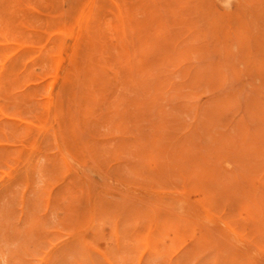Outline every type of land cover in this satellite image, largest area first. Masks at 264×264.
Returning <instances> with one entry per match:
<instances>
[{
	"label": "rangeland",
	"instance_id": "374dc122",
	"mask_svg": "<svg viewBox=\"0 0 264 264\" xmlns=\"http://www.w3.org/2000/svg\"><path fill=\"white\" fill-rule=\"evenodd\" d=\"M6 1L0 31H15L0 32L10 42L0 43V264H264V0Z\"/></svg>",
	"mask_w": 264,
	"mask_h": 264
},
{
	"label": "bare ground",
	"instance_id": "6f19581e",
	"mask_svg": "<svg viewBox=\"0 0 264 264\" xmlns=\"http://www.w3.org/2000/svg\"><path fill=\"white\" fill-rule=\"evenodd\" d=\"M7 1H8V0H7ZM7 1H6V5H7ZM14 1H15V0H14ZM26 1H27V0H26ZM26 1H25V2H26ZM30 1H31V0H30ZM35 1H37V0H35ZM35 1L33 2L32 5H34ZM38 1H40V0H38ZM38 1H37V2H38ZM114 1H116V0H114ZM117 1H118V0H117ZM124 1H125V0H124ZM1 2H2V1H1ZM22 2H23V0H22ZM25 2H24V4H25ZM31 2H32V1H31ZM94 2H95V1H94ZM97 2H98V1H97ZM118 2H119V1H118ZM129 2H130V1H129ZM19 3H20V1L17 0V3H16V4H19ZM41 3H43V2H40V4H41ZM116 3H117V2H116ZM3 4H5V3H3ZM16 4H15V5H16ZM44 4L47 5V1H45ZM93 4H94V3H93ZM13 5H14V4H13ZM13 5H12V6H13ZM20 5H22V4L20 3L19 6H20ZM26 5H27V3H26ZM26 5H25V6H26ZM28 5H29V4H28ZM32 5H31V7H32ZM35 5H36V4H35ZM127 5H128V4H127ZM131 5H132V3H131ZM0 6H1V5H0ZM8 6H9V5H8ZM23 6H24V5H23ZM25 6H24V7H25ZM40 6H41V5H40ZM44 6H45V5H43L42 8H44ZM129 6H130V4H129ZM5 7H6V6H5ZM24 7H23V8H24ZM31 7H30V8H31ZM48 7H49V5H48ZM48 7L46 6V8H44V9H47ZM120 7H121V5H120ZM2 8H3V7H2ZM93 8H94V7H93ZM93 8H92V9H93ZM122 8H123V7H122ZM8 9H9V8H8ZM33 9H34V8H33ZM36 9H37V8H36ZM49 9H50V8H49ZM49 9H47V10H49ZM82 9H83V8H82ZM82 9H81V10H82ZM109 9H110V8H109ZM120 9H121V8H120ZM123 9H124V8H123ZM128 9H129V8H128ZM131 9H132V8H131ZM131 9H130L129 11H132V10H133V9H132V10H131ZM12 10H13V9H12ZM14 10H15V9H14ZM24 10H25V9H24ZM28 10L31 12V10H30L29 8H28ZM28 10H27V11H28ZM115 10H116V9H115ZM117 10H118V9H117ZM29 11H28V12H29ZM2 12H3V11H2ZM10 12H11V11H10ZM28 12H27V13H28ZM30 12H29V13H30ZM80 12H81V11H80ZM92 12H93V11H92ZM122 12H123V11H122ZM132 12H133V11H132ZM7 13H8V12H7ZM11 13H12V12H11ZM11 13H8V14L11 15ZM16 13H17V12H16ZM23 13L25 14V13H26V10L23 11ZM29 13H28V14H29ZM33 13H34V12H33ZM4 14H6V13L4 12ZM14 14H15V13H14ZM14 14H12V15H14ZM18 14H19V13H18ZM35 14H36V13H35ZM37 14H39V13H37ZM79 14H80V13H79ZM132 14H133V13H132ZM12 15H11V16H12ZM20 15H22V17H24L25 20L30 16V15H29V16L27 15L28 17L26 18V16H25L26 14L23 15L22 13H20ZM130 15H131V14H130ZM0 16H1V15H0ZM7 16H8V15H7ZM18 16H19V15H18ZM40 16H41V15H40ZM78 16H79V15H78ZM78 16H77V17H78ZM101 16H102V14H101ZM123 16H124V15H123ZM12 17H13V16H12ZM16 17H17V16H16V14H15V18H16ZM38 17H39V16H38ZM43 17H44V15H43ZM43 17H42V18H43ZM89 17H90V16H89ZM120 17H121V16H120ZM9 18L11 19V17H9ZM18 18H19V17H18ZM29 18H31L30 20L34 19V18H32V17H29ZM42 18H41V21H42ZM45 18H46V16H45ZM47 18L49 19L48 21H50V22H48V21H47V22H48L49 24H51V20H50L51 18H50L49 16H47ZM100 18H101V17H100ZM100 18H98V19H100ZM104 18H106V17H104ZM104 18L101 19V20L104 21ZM121 18H122V17H121ZM133 18H134V17H133ZM16 19H17V18H16ZM24 19H23L22 22L25 23L27 20L24 21ZM35 19H36V18H35ZM52 19H53V18H52ZM0 20H1V19H0ZM3 20H4V19H3ZM3 20H2V21H3ZM8 20H9V19H8ZM11 20H12V19H11ZM13 20H14V18H13ZM19 20H20V18H19ZM19 20H18V21H19ZM30 20H29V21H30ZM54 20H55V19H54ZM124 20H125V19H124ZM5 21L7 22V20H5ZM18 21H17V22H18ZM20 21H21V20H20ZM29 21H27V22L29 23ZM32 21H33V20H32ZM32 21H31V22H32ZM37 21H38V20H37ZM37 21H33V22H34L33 25H34V24H37ZM44 21H46V20L44 19V20L41 22V24H43V26H44V24H45ZM103 21H102V22H103ZM6 22H5V24H6ZM12 22H13V21H12ZM17 22H16V23H17ZM31 22H30L28 25H30ZM35 22H36V23H35ZM43 22H44V23H43ZM76 22H77V21H76ZM106 22H108V21H106ZM119 22H120V21H119ZM131 22H132V21H131ZM16 23H15V24H16ZM39 23H40V22H39ZM86 23H87V22H86ZM125 23H126V22H125ZM9 24H10V23H9ZM13 24H14V22H13ZM15 24L12 25V26H15ZM97 24H98V23H97ZM104 24H107V23H104ZM114 24H115V23H114ZM116 24H117V23H116ZM7 25H8V24H7ZM24 25H25V24H24ZM33 25H31V26H33ZM38 25H40V24H37V26H38ZM119 25H120V24H119ZM133 25H134V24L131 23L132 28H134V26H136V24H135L134 26H133ZM12 26H10V27H12ZM18 26H20V25H18ZM18 26H17V28H18ZM31 26H30V27H31ZM43 26H40L39 28L42 27V29H44ZM101 26H102V24L100 25V27H101ZM107 26H108V25H107ZM111 26H113V24H112ZM116 26H117V25H116ZM126 26L128 27L129 25L126 24ZM0 27H1V23H0ZM34 27H35V26H34ZM34 27H31V29H30L29 26H28V27H27L26 29H24V30H27V29L29 28V30H32V31H33V29L36 28V27H35V28H34ZM96 27H98V26H96ZM105 27H106V25H105ZM108 27H109V26H108ZM117 27H118V26H117ZM124 27H125V26H124ZM124 27H123V28H124ZM129 27H130V26H129ZM129 27H128V29H129ZM6 28H7L6 30L10 29V32L12 31V33H14V31H15V30L13 31L12 28H9V26H7ZM14 28H16V27H14ZM14 28H13V29H14ZM21 28H22V27H21ZM21 28H20V30H21ZM39 28H38V29H39ZM49 28H50V27H49ZM51 28H52V27H51ZM109 28L111 29V27H109ZM114 28H116V27H114ZM119 28H120V27H119ZM138 28H139V27H138ZM138 28H137V29H138ZM72 29H73V28H72ZM98 29H99V28H98ZM101 29H102V28H101ZM106 29H107V28H106ZM116 29H117V28H116ZM121 29H122V27H121ZM130 29H131V27H130ZM130 29H129V31H132V30H130ZM145 29H146V28H145ZM0 30H1V28H0ZM95 30H97V29L95 28ZM108 30H109V29H108ZM111 30H112V29H111ZM111 30H109V31H111ZM113 30L115 31V29H113ZM123 30H124V29H123ZM3 31H4V32H3ZM3 31H0V32H3L4 34H5V33H6V34H7V33H10V32H6L5 30H3ZM8 31H9V30H8ZM21 31H23V30H21ZM38 31H39V30H38ZM97 31L99 32V30H97ZM106 31H107V30H106ZM125 31L127 32V30H125ZM17 32H18V31L16 30V33H17ZM19 32H20V31H19ZM36 32H37V31H36ZM53 32H57V33H58V31H53ZM59 32H60V31H59ZM70 32H71V31H70ZM140 32H142V31H140ZM140 32H139V33H140ZM16 33H15V34H16ZM39 33H40V32H39ZM50 33H51V32H50ZM60 33H61V32H60ZM63 33H64V32H63ZM22 34H23V33L21 32L20 37H23ZM27 34H29V33L27 32ZM27 34H25V36H26ZM40 34H43L42 36H44V37L46 36L44 33H40ZM40 34H38V35H40ZM54 34H55V33H54ZM65 34H66V32L64 33V35H65ZM68 34H69V33H68ZM99 34H100V33H99ZM99 34H98V35H99ZM126 34H127V33H126ZM140 34H141V33H140ZM10 35H11V33H10ZM17 35H18V33H17ZM31 35H33V33H32ZM34 35H37V34L34 33ZM38 35H37V36H38ZM100 35H101V34H100ZM105 35H106V34H105ZM107 35H108V34H107ZM107 35H106V37H107ZM109 35L111 36L112 34H109ZM144 35H145V34H144ZM144 35H143V36H144ZM11 36H12V35H11ZM11 36L8 35L9 38H11ZM62 36H63V34H62ZM65 36H66V35H65ZM110 36H109V37H110ZM112 36H113V35H112ZM112 36H111V37H112ZM136 36H137V35H136ZM138 36H139V35H138ZM140 36H141V35H140ZM140 36H139V37H140ZM0 37H2V35H1ZM4 37H6V35H4ZM4 37H3V38H4ZM13 37H16V38H17V36H14V34H13ZM18 37H19V35H18ZM20 37H19V38H20ZM40 37H41V35H40ZM49 37H50V36H49ZM53 37H54V36H53ZM96 37L98 38L99 36L96 35ZM3 38H1V39H2L1 42L6 40V41H5V43H6V42L8 41V39H5V38H4L5 40H3ZM6 38H7V37H6ZM24 38H25V37H24ZM28 38H29V37H28ZM31 38H32V37H31ZM31 38H30V39H31ZM34 38H36V40L39 39V41H40V38H39V37H38V39H37V37H34ZM76 38H77V37H76ZM136 38L139 39V41L141 42L140 39H142V36H141L140 38H138V37H136ZM143 38H144V37H143ZM26 39H27V36H26ZM66 39H67V38H66ZM98 39H99V38H98ZM101 39H103V38H101ZM109 39L111 40L112 38H109ZM137 39H136V40H137ZM11 40H12V39H11ZM34 40H35V39H33V40L31 39V42H29L28 40H25V41H26L27 45H29V43H32ZM36 40H35V41H36ZM41 40H42V38H41ZM44 40L48 41L47 39H44ZM96 40H97V39H96ZM110 40H107V42L110 41ZM12 41L14 42L15 39L12 40ZM18 41H19V40H18ZM27 41H28V42H27ZM35 41H34V42H35ZM42 41H43V40H42ZM98 41H99V40H98ZM98 41H97V42H98ZM139 41H138V42H139ZM1 42H0V43H1ZM8 42H9V41H8ZM15 42H16V41H15ZM15 42H14V43H15ZM34 42H33V44H34ZM62 42H63V41H62ZM107 42H106V43H107ZM138 42H137V45H138ZM140 42H139V44H140L139 46L136 45L138 48L144 44V43L142 44V43H140ZM142 42H143V40H142ZM9 43H10V42H9ZM17 43H18V42H17ZM41 43H42V45H43V42H41ZM100 43H101V41H100ZM110 43L113 44L114 42H110ZM110 43H109V44H110ZM2 44H3V43H2ZM6 44H7V43H6ZM20 44H21V43H20ZM22 44H25V43H22ZM22 44H21V45H22ZM46 44H47V42H46ZM97 44H98V43H97ZM0 45H1V44H0ZM49 45H50V44H49ZM51 45H52V47H53V44H51ZM54 45H56V43H55ZM98 45H99V44H98ZM30 46H31V45H30ZM35 46L38 47V45H35ZM43 46H45V45H43ZM95 46H96V44H95ZM112 46H114V45H112ZM0 47H1V46H0ZM24 47H25V46H24ZM27 47H28V46H27ZM31 47H32V46H31ZM41 47H42V46H41ZM54 47H55V46H54ZM76 47H77V46H76ZM108 47H110V46L108 45ZM137 47H134V48H137ZM3 48H4V47H3ZM29 48H30V47H29ZM43 48H44V47H43ZM48 48H49V47H48ZM63 48H64V45H63ZM63 48H61V49L63 50ZM96 48H97L96 51H98V48H99V50H100V48H102V47H101V46H100V47L98 46V47H96ZM114 48H115V47H114ZM130 48H131V47H130ZM140 48H141V49H140ZM140 48H139V49H140L139 52L142 53V50H143V49H142V47H140ZM143 48H144V47H143ZM27 49H28V48H27ZM32 49H33V48H32ZM44 49H46V48H44ZM55 49H56V47H55ZM127 49H128V48H127ZM6 50H7V47H6ZM20 50H21V49H20ZM94 50H95V48H94ZM113 50H114V49H113ZM128 50H129V49H128ZM7 51H8V50H7ZM30 51H31V50H30ZM41 51H42V50H41ZM72 51H73V50H72ZM72 51H71V52H72ZM87 51H88V50H87ZM100 51H101V50H100ZM100 51H99V52H100ZM126 51H127V50H126ZM10 52H11V51H10ZM33 52H34V51H33ZM90 52H91V51H90ZM31 53H32V51H31ZM34 53H35V52H34ZM47 53H48V52H47ZM92 53H93V52H92ZM141 53H140V54H141ZM5 54H6V53H5ZM18 54H19V53H18ZM28 54H30V53H28ZM36 54H37V53H36ZM39 54H40V53H39ZM39 54H38V55H39ZM68 54H69V53H68ZM103 54H104V52H103ZM138 54H139V53H138ZM13 55L15 56V54H13ZM19 55H20V54H19ZM24 55H25V54H24ZM31 55H32V58H34L35 55H34V54H31ZM33 55H34V56H33ZM56 55H58V54H56ZM92 55H93V54H92ZM94 55H96V54H94ZM128 55H129V52H128ZM128 55H127V56H128ZM29 56H30V55H29ZM36 56H37V55H36ZM52 56H53V55H52ZM61 56H62V55H61ZM70 56H71V55H70ZM105 56H106V55H105ZM127 56H126V57H127ZM12 57H13V56H12ZM16 57H17V56H16ZM23 57H24V56H23ZM89 57H90V59L92 58V56H88V58H89ZM114 57H115V56H114ZM129 57H130V56H128V58H129ZM141 57H142V56H141ZM144 57H145V56H144ZM9 58H10V57H9ZM9 58H8V59H9ZM14 58H15V57H14ZM26 58H27V57H26ZM26 58H25V59H26ZM29 58L31 59V57H29ZM36 58H37V57H36ZM94 58H96V57H94ZM97 58H98V56H97ZM102 58H103V57H102ZM106 58H108V56H106ZM106 58H103L102 60L104 61V59L106 60ZM124 58H125V57H124ZM128 58H127V60H128ZM11 59H12V58H11ZM18 59H19V61H20V56H19ZM18 59H16V60L14 59L16 63H20V62H18ZM27 59H28V58H27ZM30 59H29V60H30ZM49 59H51V56L49 57ZM92 59H93V58H92ZM92 59H91V60H92ZM109 59H110V58H109ZM113 59H114V58H113ZM113 59L111 58V60H113ZM115 59H116V57H115ZM23 60H24V59H23ZM23 60H22V61H23ZM29 60H27V61H29ZM87 60L89 61V59H87ZM91 60H90V61H91ZM6 61H7V60H6ZM9 61H10V60H9ZM12 61H13V60H11L10 62H12ZM24 61H25V60H24ZM24 61H23V62H24ZM27 61H26V62H27ZM31 61L34 62L35 60H32V59H31ZM46 61H47V60H46ZM46 61H45V62H46ZM90 61H89V62H90ZM94 61H97V60L94 59ZM106 61H107V60H106ZM109 61H110V60H109ZM115 61H116V60H115ZM0 62H1V61H0ZM15 62H13L11 66H13V64H14ZM29 62H30V61H29ZM33 62H32V63H33ZM40 62H41V61H40ZM45 62H42V63L45 64ZM47 62H48V61H47ZM91 62H92V61H91ZM101 62H102V61H101ZM107 62H108V61H107ZM112 62H114V60L111 61V63H112ZM125 62H126V61H125ZM8 63H9V62L7 61V63H5L6 65H4V66H7V65H8V67H9V64H8ZM32 63H31V64L29 63V64L32 65ZM34 63H35V62H34ZM38 63H39V62H38ZM38 63H35V64L37 65ZM92 63L94 64L95 62H92ZM92 63H88V64L91 65ZM97 63H98V62H97ZM127 63H128V62H127ZM35 64H34V66H36ZM39 64H40V63H39ZM46 64H47V63H46ZM86 64H87V63H86ZM93 64L91 65V67H94ZM133 64H134V63H133ZM17 65H18V64H17ZM25 65H26V63H25ZM27 65H28V63H27ZM30 65H29V66H30ZM41 65L43 66V64H41ZM41 65H39V66L41 67ZM105 65H106V63H105ZM108 65H109V64H108ZM111 65H112V64H111ZM115 65H116V67H117V64H115ZM115 65H113L114 68H115ZM119 65H120V64H119ZM14 66H16V65L14 64ZM37 66H38V65H37ZM37 66H36V67H37ZM39 66H38V67H39ZM45 66H46V65H45ZM95 66H96V65H95ZM143 66H144V65H142V70L144 71ZM17 67H20V66H16V67H14L13 72L15 71V69H16V71H17V70H19V69L22 68V67H21V68L17 69ZM30 67L32 68L33 66H30ZM86 67L90 68L88 65H86ZM109 67H110V65L108 66V68H109ZM139 67H140V66H139ZM12 68H13V67H12ZM25 68L27 69V66H26ZM25 68H24V69H25ZM31 68H30V69H31ZM34 68H35V67H34ZM96 68H97V71L102 70L103 73H105V70H103L104 68L99 67L100 70H98V69H99L98 67H96ZM101 68H102V69H101ZM108 68H107V69H108ZM114 68H113V70H114ZM137 68H138V67H137ZM3 69H5V68L3 67ZM7 69H8V68H7ZM30 69H29V70H30ZM38 69H39V68H38ZM41 69H43V68L41 67ZM111 69H112V68H111ZM115 69H116V68H115ZM139 69H141V68H139ZM5 70H6V69H5ZM21 70H22V69H21ZM21 70H19V71H21ZM39 70H40V69H39ZM47 70L49 71V69H47ZM53 70H54V69H53ZM53 70H52V71H53ZM66 70H67V69H66ZM85 70H86V69H85ZM92 70H93V69L91 68L90 71H92ZM94 70H95V69H94ZM94 70H93V71H94ZM120 70H121V69H120ZM126 70H127V69H126ZM142 70H141V71H142ZM10 71L12 72V70H10ZM27 71H28V70H27ZM50 71H51V68H50ZM127 71H129V70H127ZM6 72H7V71H6ZM24 72H25V71H24ZM31 72H32V70H31ZM114 72H115V70H114ZM15 73H16V72H15ZM50 73H51V72H50ZM50 73H48V74H50ZM91 73H92V72H91ZM103 73H99V74H103ZM106 73H108V71H107ZM106 73H105L104 75H106ZM116 73H117V72H116ZM127 73H128V72H127ZM144 73H145V72H144ZM18 74H20V73H18ZM25 74H26V73H25ZM30 74H31V73H30ZM132 74H133V73H132ZM1 75H2V74H0V77H1ZM3 75H4V71H3ZM3 75H2V76H3ZM7 75H8V73H7ZM11 75H12V74H11ZM11 75H10V72H9V75H8V76H11ZM21 75H22V74H21ZM21 75H20V76L17 75V76H19V78H20ZM33 75H34V73H33ZM45 75H47V74H45ZM142 75H143V74H142ZM8 76H6V77H8ZM23 76H24V75H23ZM49 76H51V75H49ZM52 76H53V75H52ZM98 76L100 77V75H98ZM101 76H102V75H101ZM108 76H109V75H108ZM13 77H14V76H13ZM15 77H16V76H15ZM24 77H25V76H24ZM36 77H37V76H36ZM75 77H76V76H75ZM80 77H81V76H80ZM89 77H90V76H89ZM99 77H98V79H99ZM1 78H3V77H1ZM4 78H5V77H4ZM10 78H12V77H10ZM19 78H17L18 80L16 79V83H18L17 81L20 82L21 79L19 80ZM31 78H32V77H31ZM33 78H34V76H33ZM50 78H51V77H50ZM53 78H54V76H53L51 79H53ZM77 78H78V77H77ZM7 79H8V78H5V80H7ZM36 79H38V78H35V80H36ZM90 79H91V77H90ZM93 79H94V78L92 77V80H93ZM115 79H116V78H115ZM8 80H9V79H8ZM22 80H24V79L22 78ZM25 80H26V79H25ZM25 80H24V81H25ZM28 80H30V79L28 78ZM32 80H33V79H32ZM59 80H60V79H59ZM95 80H97V77L95 78ZM0 81L2 82L3 80L0 79ZM12 81H13V79H12ZM26 81H27V80H26ZM50 81H51V80H50ZM52 81H53V80H52ZM75 81H76V80H75ZM115 81H116V80H115ZM1 82H0V83H1ZM49 83H50V82H49ZM139 83H140V82H139ZM28 84H29V83H28ZM28 84H27V85H28ZM137 84H138V83H137ZM25 85H26V84H25ZM31 85H32V84H31ZM33 85H34V84H33ZM33 85H32V86H33ZM141 85H142V84H141ZM36 86H38V85H35V87H36ZM48 86H52V85L49 84ZM113 86H114V85H113ZM0 87H1V86H0ZM24 87H26V86H24ZM24 87H23V88H24ZM42 87H44V86H42ZM46 87H47V86H46ZM127 87H128V86H127ZM146 87H147V85H145V88H146ZM32 88H33V87H32ZM38 88H39V86L37 87V89H38ZM35 89H36V88H35ZM41 89H42V88H41ZM46 89H47V88H46ZM39 90H40V88H39ZM39 90H38V91H39ZM48 90H49V89H48ZM57 90H59V88H58ZM147 90H148V89H147ZM147 90H146V91H147ZM33 91H34V90H33ZM42 91H44V90H42ZM121 91H122V90H121ZM143 91L145 92V90H143ZM148 91H149V90H148ZM44 92H45V91H44ZM29 93H30V92H29ZM32 93L35 94V92H32ZM23 94H24V93H23ZM123 94H124V93H123ZM25 95H26V93H25ZM31 95H32V94H31ZM40 95L42 96L43 94H40ZM49 95H50V94H49ZM49 95H48V96H49ZM45 96H46V95H45ZM55 96H56V95H55ZM120 96H123V95H121V93H120ZM152 96H153V95H152ZM39 97H40V96H38V98H39ZM50 97H51V95H50ZM124 97H125V96H124ZM124 97H123V98H124ZM129 97H130V96H129ZM157 97H158V96H157ZM34 98H35V97H34ZM40 98H41V97H40ZM120 98H122V97H120ZM123 98H122V99H123ZM36 99H37V97H36ZM126 99H127V98H126ZM1 100H2V99H1ZM15 100L17 101L18 99H15ZM34 100H35V99H33V102H32V103H34ZM46 100H47V99H46ZM49 100H50V99H49ZM130 100H131V99H130ZM18 101H19V100H18ZM20 101H21V100H20ZM117 101H118V100H117ZM119 101H120V100H119ZM124 101H125V100H124ZM124 101H122V102H124ZM37 102H40V101H37ZM41 102H42V101H41ZM115 102H116V101H115ZM16 103H18V102H16ZM42 103H46V102H42ZM47 103H49V102H47ZM51 103H52V102H51ZM34 104H35V103H34ZM130 104H131V103H130ZM16 105H18L19 108H20V105H23V104H15L14 106H16ZM27 105H31V104L29 103V104H27ZM131 105H132V104H131ZM11 106H12V105H11ZM116 106H117V105H116ZM128 106H129V105H128ZM22 107H23V106H22ZM50 107H51V106H50ZM16 108H17V107H16ZM16 108H15V109H16ZM131 108H132V107H131ZM15 109H13V110H15ZM20 109H21V108H20ZM4 110H5V109H4ZM9 110H10V109H9ZM16 110H17V109H16ZM18 110H19V109H18ZM18 110H17V111H18ZM132 110H133V109H132ZM1 111H2V110H1ZM37 111H38V110H37ZM48 111H49V108H48ZM53 111H54V109H53ZM4 112H5V111H3L2 113H4ZM7 112L9 113L10 111H8V109H7V110H6V113H7ZM15 112H16V111H14V113H15ZM33 112H34V111H33ZM11 114H13V112H11ZM53 114H54V113H53ZM9 115H10V114H9ZM9 115L6 114V117H7V116H8V117H11V116H9ZM50 115H52L51 112H50ZM1 116H2V115H1ZM19 116H20V114H19ZM113 116H114V115H113ZM14 117L17 118L18 116H13V118H14ZM48 117H49V115H48ZM50 117H51V116H50ZM19 118H20V117H19ZM19 118H18V120H20ZM87 118H88V117H87ZM123 118H124V117H123ZM47 119H49V118H47ZM16 120H17V119H16ZM52 120H53V119H52ZM123 120H124V119H123ZM0 121H1V120H0ZM6 121H9V119L6 120ZM11 122L13 123L12 120H11ZM11 122H10V125H14V124H15V122H14L13 124H11ZM25 122H26V121H25ZM25 122H23V123H25ZM45 122H47V120H46ZM26 123H27V122H26ZM91 123H92V121H91ZM17 124H18V123H17ZM19 124H21V122H20ZM115 124H117V123H115ZM25 125H26V124H25ZM25 125H24V126H25ZM28 125H29V124H28ZM43 125H44V124H43ZM21 126H23V125H21ZM24 126L21 127V128H24ZM30 126H31V125H30ZM33 126H34V125H33ZM11 127H12V126H11ZM14 127H15V126H14ZM25 127H27V126H25ZM34 127L37 128L36 126H34ZM49 127H50V126H49ZM19 128H20V126H19ZM27 128H28V127H27ZM42 128H43V126H42ZM50 128H52V126H51ZM14 129H15V128H14ZM15 130H16V129H15ZM21 130H22V131H21L22 133L26 131L25 129H21ZM42 130H43V129H42ZM47 130H48V129H47ZM57 130H58V129H57ZM19 131H20V130H19ZM19 131H18V132H19ZM115 131H116V130H115ZM124 131H125V130H124ZM41 132H42V131H41ZM41 132H39V133H41ZM47 132H49V131H47ZM25 134H26V133H25ZM46 134H47V133H46ZM40 135H41V134H39V136H40ZM40 137H41V136H40ZM37 138H38V137H37ZM48 138H49V136H48ZM38 139H41V138H38ZM55 139H56V138H55ZM60 140H61V139H60ZM35 141H36V140H35ZM33 144H34V143H33ZM55 144H56V143H55ZM58 144H59V143H58ZM21 145H23V144H21ZM36 145H37V144H36ZM61 145H62V144H61ZM16 146H17V145H16ZM16 146H15V148H16ZM27 146L29 147V145H27ZM19 147H20V146H19ZM19 147H18V150H19ZM30 147H31V146H30ZM63 147H64V146H63ZM63 147H62V148H63ZM84 147H85V146H84ZM15 148L12 149V150H15ZM25 148L27 149V147H25ZM28 149H29V148H28ZM35 149H36V148H35ZM35 149H34V151H35ZM10 150H11V149H10ZM16 150H17V148H16ZM83 150H84V149H83ZM41 151H42V150H41ZM133 151H134V150H133ZM29 152H30V151H29ZM17 153H18V152H17ZM41 153H42V152L39 153V154H40L39 157H41ZM61 153H62V152H61ZM42 154H43V153H42ZM31 155H32V154H31ZM31 155H30V156H31ZM31 157H32V156H31ZM39 157H38V159H39ZM42 157H43V156H42ZM60 157H61V155H60ZM60 157H58V158L60 159ZM86 157H87V155H86ZM29 158H30V157H29ZM29 158H28V159H29ZM47 158H48V157H47ZM58 158H57V159H58ZM61 158H64V157H61ZM28 159H27V160H28ZM41 159H42V158H40L39 160H41ZM50 159H52V158L50 157ZM50 159H48V162H50V161L52 162V161L54 160V156H53V160H50ZM57 159H56V162H57ZM59 159H58V160H59ZM46 160H47V159L45 158L44 161H46ZM37 161H38V160H37ZM74 161H76V160H74ZM26 162H27V163H25V164H28L30 161L28 160V161H26ZM42 162H43V160H42ZM56 162H52V165H53V163H56ZM60 162H61V161L59 160L57 166H60V165H61ZM63 162H64V161L62 160V165H63ZM43 163L46 164V162H43ZM77 163H79V162L77 161ZM165 163H166V162H165ZM22 164H23V163H22ZM39 164H40V163H39ZM41 164H42V163H41ZM41 164H40V165H41ZM59 164H60V165H59ZM68 164H69V163H68ZM36 165H37V164H36ZM40 165H39V166H40ZM42 165H44V164H42ZM46 165H47V164H46ZM46 165H45V166H46ZM52 165H51V166L49 165V166L52 168V167H53ZM71 165H72V164H71ZM82 165H83V164H82ZM39 166H38V167H39ZM45 166H43V167H45ZM67 166H68V165H67ZM182 166H183V165H182ZM43 167H42V169H40L41 171L44 170ZM60 167H61V166H60ZM70 167H72V166H70ZM15 168H16V167H15ZM24 168L26 169V166L22 167V170H23ZM39 168H40V167H39ZM63 168H64V167L62 166V167L59 168V169L62 170ZM65 168H66V166H65ZM12 169H13V168H12ZM46 169H47V168H46ZM59 169H58V170H59ZM37 170H39V169H37ZM47 170H49V169H47ZM73 170H74V169H73ZM12 171H13V170H12ZM23 171H24V170H23ZM41 171H39V172L42 173ZM45 171H46V170H44L43 173H45ZM74 171H75V170H74ZM61 172H62V171H61ZM61 172L58 171V172H56V173L58 174V173H61ZM67 172H68V170H67ZM37 173H38V172H37ZM49 173H51V171H48V174H49ZM62 173H64V169H63V172H62ZM70 173H72L71 170H70ZM6 174H7V173H6ZM35 174H36V173H35ZM54 174H55V172H54ZM66 174H69V173H66ZM37 175H40V176H41V174H37ZM45 175H46V173H45ZM45 175H44V176H45ZM51 175H53V173H51ZM51 175H50V176H51ZM4 176H5V175H4ZM4 176H3V177H4ZM44 176H43V174H42L41 179H42ZM48 176H49V175H47V177H48ZM45 177H46V176H45ZM4 178H5V177H4ZM39 178H40V177H38V180H41V179H39ZM63 178H65V177H63ZM52 180H53V178H52ZM53 181H54V180H53ZM62 181H63V180H62ZM7 182H9V181H7ZM40 182H41V181H40ZM40 182H39V184H40ZM60 183H61V182H60ZM27 184H28V182H27ZM36 184H37V183H36ZM41 184H42V183H41ZM37 185H38V184H37ZM15 188H16V187H15ZM52 188H53V187H52ZM24 189H25V188H24ZM24 189H23V190H24ZM38 189H39V188H38ZM41 189H42V188H41ZM25 190H26V189H25ZM50 190H51V189H50ZM23 192H25V191H23ZM16 193H17V192H16ZM20 194H23V193H20ZM44 194H45V193H44ZM47 194H48V191H47ZM10 195H11V194H10ZM18 195H19V194H18ZM19 196H20V195H19ZM47 196H48V195H47ZM16 197H17V196H16ZM22 197H24V196H22ZM49 197H50V196H49ZM19 199H20V197H19ZM89 199H90V198H89ZM21 201H23V200H21ZM92 201H93V200H92ZM92 201H91V202H92ZM1 202H2V201H1ZM19 202H20V201H19ZM48 202H49V201H48ZM61 202H62V201H61ZM20 204H21V203H20ZM24 204H25V203H24ZM38 205H39V204H38ZM91 205H92V203H91ZM30 206H31V205H30ZM47 206H48V205H47ZM92 206H93V205H92ZM21 207H22V206H21ZM36 208H37V207H36ZM111 208H112V207H111ZM91 209H92V207H91ZM91 209H90V210H91ZM93 209H94V208H93ZM37 211H39V210H37ZM57 213H58V212H57ZM58 214H59V213H58ZM105 214H106V213H105ZM92 215H93V214H92ZM112 215H114V214H112ZM102 216H103V214H102ZM105 216H107V215H105ZM105 216H104V217H105ZM108 216H109V215H108ZM108 216H107V217H108ZM110 216H111V215H110ZM110 216H109V217H110ZM90 217H91V216H90ZM104 217H102V218H104ZM114 217H116V215H115ZM117 217H118V215H117ZM98 218H99V217H98ZM100 218H101V217H100ZM105 218H106V217H105ZM167 218H168V217H167ZM106 219H107V218H106ZM109 219H110V218H109ZM114 219H115V218H114ZM117 219H118V218H117ZM160 219H161V218H160ZM160 219H159V220H160ZM164 219H165V218H164ZM31 220H32V219H31ZM36 220H37V218H36ZM91 220H92V219H90V221H91ZM102 220H103V219H102ZM111 220H112V222H113V219H111ZM126 220L129 221V219H126ZM126 220H125V221H126ZM162 220H163V219H162ZM166 220H168V219H166ZM94 221H96V220H94ZM94 221H93V222H94ZM97 221H98V220H97ZM97 221H96V222H97ZM103 221H104V220H103ZM115 221H116V220H115ZM127 221H126V223H129V222H127ZM130 221H132V220H130ZM160 221H161V220H160ZM160 221H159V222H160ZM172 221H173V220H172ZM93 222H92V225L95 223V222H94V223H93ZM159 222H158V223H159ZM161 222H164V221H161ZM161 222H160V223H161ZM167 222H169L168 225H170V224H171V223H170V222H171V219H170L169 221H167ZM98 223H99V221H98ZM104 223H106V222H104ZM164 223H165V224H163V225H161V224H159V225L163 226L164 228H163V229L161 228V229L166 231V229H167L169 226L165 229V226H164V225H166V222H164ZM96 224H97V223H96ZM107 224H111V223H108V221H107ZM112 224H113V223H112ZM112 224H111V226L114 227V225H112ZM114 224H115V223H114ZM174 224H175V222H174ZM89 225H90V224H89ZM97 225H98V224H97ZM120 225H121V224H120ZM122 225L124 226L123 223H122ZM122 225H121L120 227H122ZM159 225H157V226H159ZM87 226H88V225H87ZM107 226H108V225H107ZM157 226H156V228H157ZM173 226H174V225H173ZM96 227H97V226H96ZM112 227H111V229H113ZM171 227H172V226H171ZM171 227H170V231H171V236H172V233H173V234H175V233H174V229H173V228L171 229ZM85 228L87 229V227H85ZM85 228H84V229H85ZM91 228H93V227H91ZM91 228H90V229H91ZM101 228H102V227H101ZM109 228H110V227H109ZM123 228H124V227H123ZM158 228L160 229V226H159ZM158 228H157V229H158ZM174 228H175V227H174ZM86 229H85V230H86ZM90 229H88V231H89ZM94 229H95V227H94ZM98 229H99V228H98ZM114 229H117V227L114 228ZM143 229H144V228H143ZM159 229H158L156 232H158ZM161 229H160V230H161ZM92 230H93V229H92ZM95 230H96V229H95ZM109 230H110V229H109ZM118 230H119L120 232H122L119 228H118ZM162 230H161V231H162ZM168 230H169V228H168ZM172 230H173V232H172ZM86 231H87V230H86ZM101 231H102V230H101ZM145 231H146V230H145ZM153 231H155V230H153ZM161 231H159V232H161ZM79 232H81V230H80ZM82 232H83V230H82ZM89 232H90V231H89ZM113 232H114V230H113ZM116 232H117V231H116ZM120 232H119V233H120ZM159 232L156 233V234H159ZM143 233H144V232H143ZM152 233H153V232H152ZM161 233H162L164 236H166V234H168V231L166 232V234H164L165 232H161ZM169 233H170V232H169ZM82 234H83V233H82ZM101 234H103V232H102ZM154 234H155V233H154ZM154 234H153V235H154ZM78 235H79V234H78ZM86 235H87V234H86ZM93 235H94V234H93ZM96 235L98 236L99 234H96ZM96 235H94V237H97ZM104 235H105V234H104ZM116 235H117V234H116ZM119 235H120V234H119ZM151 235H152V234H151ZM153 235H152V236H153ZM79 236H80V235H79ZM81 236H82V235H81ZM101 236H102V235H101ZM101 236H98V237H101ZM107 236L111 237V235H108V234L106 235V237H107ZM126 236H127V235H126ZM147 236H148V235H147ZM152 236H151V237H152ZM158 236H159V235H158ZM174 236H175V235H174ZM68 237H69V236H68ZM72 237H73V236H72ZM82 237H83V236H82ZM84 237H85V236H84ZM104 237H105V236H104ZM116 237H117V236H116ZM151 237H150V239H151ZM160 237H162V235H161ZM169 237H170V236H169ZM69 238H70V237H69ZM74 238H75V237H74ZM107 238H108V237H107ZM107 238H106L104 241H107ZM138 238H139V237H138ZM152 238H153V237H152ZM165 238H168V236H166ZM170 238H171V237H170ZM170 238H169V239H170ZM79 239H80V241L82 240L81 237H80ZM92 239H93V238H92ZM94 239H95V238H94ZM136 239H137V238H136ZM142 239H143V238H142ZM153 239H154V238H153ZM67 240H69V239H67ZM86 240H87V239H86ZM110 240H111V238H110ZM122 240H123V239H122ZM132 240H133V239H132ZM132 240H131V241H132ZM139 240H141V238H140ZM157 240H158V239H157ZM157 240H156V241H157ZM176 240H177V238H176ZM83 241H84V239H83ZM87 241H88V240H87ZM89 241L91 242V240H89ZM108 241H109V240H108ZM158 241H160V240H158ZM92 242H93V241H92ZM123 242H124V240H123ZM125 242H126V244H125V243H124V244H125V245H128V244H127V241H125ZM142 242H144V239H143ZM142 242H139V243H142ZM161 242H162V241H161ZM164 242H166V241H164ZM170 242H171V241H170ZM173 242H175V240L172 241L171 244H172ZM84 243H85V242H84ZM88 243H89V242H88ZM106 243H107V242H106ZM131 243H132V242H131ZM150 243L153 244V243H154L153 240H152V242L149 241V245H150ZM104 244H105V243H104ZM110 244H111V243H110ZM124 244H123V245H124ZM152 244H151V245H152ZM173 244H174V243H173ZM175 244H176V243H175ZM52 245L55 246V244H51V246H52ZM85 245H86V244H85ZM105 245H106V244H105ZM130 245H131V244H130ZM156 245H157V243H156ZM176 245H179V244H176ZM54 246H53V247H54ZM109 246H110V245H109V243H108V246H107V247H109ZM128 246H129V245H128ZM140 246H141V245H140ZM159 246H160V245H159ZM161 246H162V245H161ZM53 247H52V248H53ZM107 247H106V248H107ZM125 247H126V246H125ZM147 247H148V244H147ZM167 247H168V246H167ZM174 247H175V246H174ZM177 247H178V246H177ZM177 247H175L174 250H176ZM180 247H181V246H180ZM52 248H51V249H52ZM90 248H91V247H90ZM154 248H155V247H154ZM157 248H160V247H157ZM161 248H163V246H162ZM161 248H160V249H161ZM165 248H166V246H165ZM165 248H164L163 250H160V249H159V250H160V251H164ZM92 249H93V248H92ZM138 249H139V248H138ZM167 249H169V247H168ZM178 249H179V248H178ZM178 249H177V250H178ZM52 250H53V249H52ZM52 250H51V252H52ZM75 250H76V249H75ZM141 250H143V249H141ZM141 250H140V251H141ZM148 250H149V248H148ZM177 250H176V251H177ZM49 251H50V250H49ZM167 251H168V250H165L166 253H167ZM171 251H172V249H171ZM171 251H170L169 253H171ZM80 252H81V251H80ZM137 252H138V255H139V254H140V253H139V250H138ZM149 252H150V251H149ZM165 252H164V254H165ZM173 252H174V251H173ZM88 253H89V252H88ZM121 253H122V252H121ZM144 253H145V252H144ZM147 253H148V251H147ZM152 253L155 254L156 252H155V253L152 252ZM159 253L162 254V252H159ZM182 253H183V252H182ZM45 254H46V252H45ZM49 254H51V253H49ZM49 254H48V255H49ZM82 254H83V253H82ZM84 254H85V253H84ZM123 254H126V252H124ZM167 254H168V253H167ZM118 255H119V254H118ZM148 255H149V253H148ZM158 255H159V254H158ZM69 256H70V255H69ZM89 256H90V255H89ZM120 256L122 257L121 254H120ZM150 256H153V257H154V255H150ZM184 256H185V255H184ZM43 257H44V256H43ZM43 257H42V260H41V261H43V263H44L45 261H44ZM82 257H83V256H82ZM121 257H120V259H121ZM123 257H124V256H123ZM123 257H122V258H123ZM146 257H147V256H146ZM176 257H177V256H176ZM182 257H183V254H182ZM46 258H47V256H46ZM125 258H126V257H125ZM137 258H138V256H137ZM141 258H142V257H141ZM116 259H119V258H116ZM126 259H127V258H126ZM183 259H184V258H183ZM77 260H78V259H77ZM80 260H83V259L80 258ZM85 260H86V259H84V261H85ZM122 260H123V259H122ZM124 260H125V259H124ZM46 261H47V260H46ZM48 261H49V260H48ZM48 261H47V262H48ZM50 261H51V260H50ZM78 261H79V260H78ZM126 261H127V260H126ZM137 261H138V259H137ZM169 261H170V260H169ZM179 261H181L180 258H178V262H179ZM6 262H8V260H7ZM9 262H10V260H9ZM87 262H88V261H87ZM3 263H4V262H2L1 264H3ZM43 263H42V264H43ZM48 263H49V262H48ZM117 263H118V262H117ZM119 263H120V262H119ZM121 263L123 264L122 261H121ZM121 263H120V264H121ZM5 264H7V263H5ZM126 264H127V262H126Z\"/></svg>",
	"mask_w": 264,
	"mask_h": 264
}]
</instances>
